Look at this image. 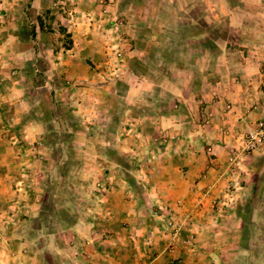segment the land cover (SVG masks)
<instances>
[{"label":"rangeland","instance_id":"rangeland-1","mask_svg":"<svg viewBox=\"0 0 264 264\" xmlns=\"http://www.w3.org/2000/svg\"><path fill=\"white\" fill-rule=\"evenodd\" d=\"M260 13L248 0H0V264L9 247L36 264H264L263 210L236 226L202 223L201 201L166 206L148 174L160 154L146 152L176 140L159 113L208 61L216 79L227 55L264 63ZM230 235L247 254L211 261L235 252Z\"/></svg>","mask_w":264,"mask_h":264},{"label":"crops","instance_id":"crops-1","mask_svg":"<svg viewBox=\"0 0 264 264\" xmlns=\"http://www.w3.org/2000/svg\"><path fill=\"white\" fill-rule=\"evenodd\" d=\"M239 51L242 52V48ZM243 51L249 52L251 49L244 48ZM227 57L229 59L220 64L224 68L221 78L216 79L215 66L208 61L205 67L207 71L202 74L203 79L199 84L194 85L193 80L190 89L179 88L175 91V100L179 102H176V106L179 108L171 112L161 111L159 115L162 130L176 136V140L157 145L149 139L146 152H150L151 157L156 152L158 156L160 154L161 161L152 170L155 174L149 170L148 174L156 179V188L152 193L164 205L174 207L180 203L179 206L188 208L201 201L203 206L197 209L196 214L203 218L200 217L202 223L242 226L247 223L245 212L248 207L264 211V153L248 155L235 171L228 170L227 160L231 147L240 142L242 136L254 128L259 120L264 119V63L246 55L234 60L230 59V55ZM89 95L86 91L80 96L83 106ZM31 126L34 130L38 125L32 123ZM134 126L137 131H144L142 133L147 131L145 126ZM79 223L74 227L78 228ZM229 231L233 232L232 227ZM230 237L229 247L239 243L235 252H223L218 248L209 250L208 258L211 261L247 254L242 240H236L232 235ZM80 239L89 246L91 240L82 235ZM227 246L223 244V247ZM67 247L63 244L60 248ZM10 249L2 255L1 258L5 260L1 264H36L37 253L35 257L31 256L32 261L26 262L24 254H14Z\"/></svg>","mask_w":264,"mask_h":264},{"label":"built area","instance_id":"built-area-1","mask_svg":"<svg viewBox=\"0 0 264 264\" xmlns=\"http://www.w3.org/2000/svg\"><path fill=\"white\" fill-rule=\"evenodd\" d=\"M255 152L264 153V119L244 134L240 142L231 147L227 160L228 170L235 171L245 158Z\"/></svg>","mask_w":264,"mask_h":264},{"label":"clouds","instance_id":"clouds-1","mask_svg":"<svg viewBox=\"0 0 264 264\" xmlns=\"http://www.w3.org/2000/svg\"><path fill=\"white\" fill-rule=\"evenodd\" d=\"M248 2L255 4L257 7L264 8V0H248ZM260 15H264V13H260Z\"/></svg>","mask_w":264,"mask_h":264}]
</instances>
